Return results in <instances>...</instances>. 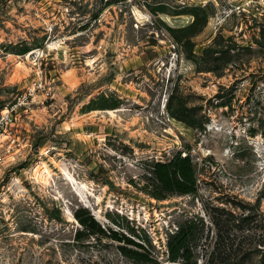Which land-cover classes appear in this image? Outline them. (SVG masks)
<instances>
[{
  "label": "rangeland",
  "instance_id": "rangeland-1",
  "mask_svg": "<svg viewBox=\"0 0 264 264\" xmlns=\"http://www.w3.org/2000/svg\"><path fill=\"white\" fill-rule=\"evenodd\" d=\"M106 1L0 0V264H182L188 220L197 264H261L264 0ZM178 154L197 191L153 197Z\"/></svg>",
  "mask_w": 264,
  "mask_h": 264
},
{
  "label": "trees",
  "instance_id": "trees-1",
  "mask_svg": "<svg viewBox=\"0 0 264 264\" xmlns=\"http://www.w3.org/2000/svg\"><path fill=\"white\" fill-rule=\"evenodd\" d=\"M115 1L107 0L106 6ZM200 9V7H199ZM165 11V9H159ZM181 12V11H180ZM197 16V14H195ZM197 19V18H196ZM29 51L26 49L24 52ZM150 175L146 177V187L148 193L157 199H164L170 194H188L197 191V178L195 175V168L193 161L189 155H176L168 162H154L147 167ZM75 216L79 222L87 229L98 226L94 217H82L78 212ZM111 237L113 239L122 241L117 231H113ZM199 236L196 233L195 223L191 220L180 224L178 229L169 235L167 242L168 257L172 262H181L182 264H197L196 261V244ZM124 241L127 244L133 245L134 248L120 245L121 252L137 262L145 264H157V260L145 249L144 244L126 238ZM214 252L210 253L207 261L202 264H214ZM251 251H233L226 256L228 263L224 264H245L246 258L250 257ZM264 256V255H263ZM264 264V257L262 263Z\"/></svg>",
  "mask_w": 264,
  "mask_h": 264
}]
</instances>
